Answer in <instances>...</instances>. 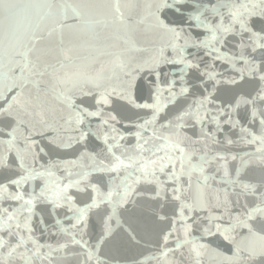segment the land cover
Listing matches in <instances>:
<instances>
[{
  "label": "snow or ice",
  "instance_id": "1",
  "mask_svg": "<svg viewBox=\"0 0 264 264\" xmlns=\"http://www.w3.org/2000/svg\"><path fill=\"white\" fill-rule=\"evenodd\" d=\"M117 231L264 264V0H0V264H120Z\"/></svg>",
  "mask_w": 264,
  "mask_h": 264
},
{
  "label": "water",
  "instance_id": "2",
  "mask_svg": "<svg viewBox=\"0 0 264 264\" xmlns=\"http://www.w3.org/2000/svg\"><path fill=\"white\" fill-rule=\"evenodd\" d=\"M97 2L114 3L115 0H97ZM120 2L124 3L126 2V0H120ZM69 23H72V21H69ZM141 39L143 40L145 38L141 37ZM65 42L66 46L71 47L75 50H78L83 44V41L81 39L77 38L74 34L71 33L65 34ZM72 54L77 55L82 53H79L78 51H73ZM12 191H15V189L13 188ZM7 206L8 205L5 204V207ZM39 212L40 209L38 207L37 213ZM91 223L96 224V231L99 232L100 225L97 222V217L95 214L91 216ZM34 225H39V215L34 218ZM37 235H39V232H37ZM221 247L223 248V245ZM155 254V246L152 244L144 245L138 248L128 246L123 240L122 233H120L119 231L115 232L113 236L107 241V243L104 244L101 253V255L104 257L115 258V260L120 261V264H125L126 261H131L133 259H143L145 260V264H157L154 259H150V257L154 256ZM59 255L65 258L66 264H76V260L71 254V252L60 253ZM206 264H211L209 258H206Z\"/></svg>",
  "mask_w": 264,
  "mask_h": 264
}]
</instances>
